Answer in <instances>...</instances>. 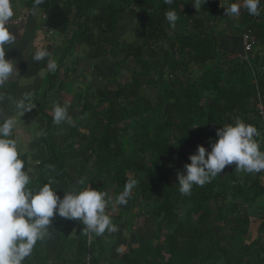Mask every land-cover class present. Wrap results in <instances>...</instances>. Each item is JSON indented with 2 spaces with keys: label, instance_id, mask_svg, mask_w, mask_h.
I'll list each match as a JSON object with an SVG mask.
<instances>
[{
  "label": "trees",
  "instance_id": "16d2710c",
  "mask_svg": "<svg viewBox=\"0 0 264 264\" xmlns=\"http://www.w3.org/2000/svg\"><path fill=\"white\" fill-rule=\"evenodd\" d=\"M98 1L44 0L35 7L56 31L76 21L75 10L80 18L91 12V23L100 30V41L90 51L92 59L111 56L119 65L117 74L128 66L132 77L114 79L115 89L99 86L96 95L78 97L73 106L81 107V116L73 121L66 142L56 144L51 133L44 135L47 154L35 165L28 187L37 191L52 178L57 193L89 184L115 199L129 179H136L137 185L130 204L107 209L118 231L89 237L82 233L85 226L79 220L54 216L59 253L52 257L43 246L45 240L40 241L23 264H87L89 254L91 264H264V242H246L250 217L242 209L264 197L259 173L237 172L232 164L225 177L194 186L190 196L182 195L178 185V173L191 162L189 156L200 145L210 151L217 130L230 124L229 118L254 125L264 151V120L257 107L258 102L264 104V73H258L254 82L251 63L224 58L213 27L221 22L225 31L228 17L216 0L205 4L201 0L197 7L195 0H174L171 5L164 0H116L95 14ZM29 2L34 7V0ZM135 5L139 19L135 41L114 39L120 15ZM172 9L178 15L177 30L165 19V12ZM240 13L241 18L230 20L231 27L241 31L252 24L264 41V8L258 16L243 7ZM81 23L88 28L84 18ZM171 41L177 51L169 46ZM259 52L263 50L256 52V62L263 55ZM45 98L41 113L53 117L45 110ZM80 178L86 181L82 186L76 184ZM126 216H131L130 222ZM140 217L156 224L157 233L147 240L133 224V218ZM126 229L136 241L129 242L124 254L112 256Z\"/></svg>",
  "mask_w": 264,
  "mask_h": 264
},
{
  "label": "clouds",
  "instance_id": "9594fccd",
  "mask_svg": "<svg viewBox=\"0 0 264 264\" xmlns=\"http://www.w3.org/2000/svg\"><path fill=\"white\" fill-rule=\"evenodd\" d=\"M206 2L203 0V4ZM42 3L44 0H34L33 14L35 6ZM173 3L174 0H164V4ZM200 3L201 0H195V7ZM260 3L261 0H236L225 6L221 0V7L226 16H239L241 7L250 15L258 16L261 14ZM13 4L14 0H0V103L5 99L4 85L15 73L14 63L6 58L8 47L16 41V36L9 30L10 21L15 15ZM165 19L170 28L175 29L178 15L174 9L165 12ZM32 59L46 61L49 72H55L58 68L47 49L37 48ZM29 101L27 94L12 99L17 115H24L32 109ZM68 108L67 104L56 103L53 106L54 124L73 125ZM19 123L16 116L5 115L0 107V264H23L37 243L51 235L52 218L57 215L66 220H79L85 226L82 233L89 237L118 231L107 209L128 204L137 185L136 179H129L115 199L107 192L92 189L89 184L82 190L74 187L65 191L61 197L52 187L55 182L52 178L33 191L28 186L35 171L31 167L26 168V160L22 157L27 150L21 148L20 140L15 135ZM216 134L218 139L211 143V150L203 145L198 146L197 152L189 156L191 162L184 165V172L178 173L179 192L182 195L190 196L194 186L203 187L210 183L221 175L226 166L232 164L236 165L237 172H264V151L256 139L260 132L254 125L236 118L233 123L219 128ZM85 182V178H80L76 184L82 186ZM125 251L123 245L116 249L118 255Z\"/></svg>",
  "mask_w": 264,
  "mask_h": 264
},
{
  "label": "crops",
  "instance_id": "0c3cea01",
  "mask_svg": "<svg viewBox=\"0 0 264 264\" xmlns=\"http://www.w3.org/2000/svg\"><path fill=\"white\" fill-rule=\"evenodd\" d=\"M115 1L116 0H99L93 5V12L96 14L98 13L99 7L108 2ZM233 1L236 2V0H223V3L227 6ZM216 3L221 7V0H216ZM13 7L15 15L11 21L19 19L20 23L9 26V30L16 36V41L13 45L8 47L6 58L14 63L15 73L4 85L3 92L5 99L0 103V107L3 108L5 115L16 116L19 119L20 123L16 129L15 135L20 140L21 148L27 150L24 157H22L26 160V168L31 167L34 169L35 165L47 154V145L43 140L44 135L48 137L49 133H51L53 142L60 144L66 142L69 133L71 132V125L62 123L60 124V127H57L53 124V117L48 118V116L43 115L41 113L42 104L39 103L38 107H34V102L38 100L39 95L47 96L45 98V110L49 115L53 114V106L56 103L61 105L67 104L69 106V115L74 121L81 116V107L76 105L73 106V104L79 99L78 97H80V95H89L88 93L90 90L94 88L93 85L95 79L102 82L100 84V88L102 89L117 88L114 83L107 80L111 76H115L117 70L115 67L117 65L115 59L111 56L92 59L93 56L90 51L93 49L95 50V47L97 46L95 43L100 41L98 40L100 39V30L98 29V26L91 23V12L85 13L87 14L85 17L82 16V18L88 23V28H83L81 23L82 18H80L81 16H78L77 11L75 10L73 19H76V21L71 22L66 30L56 31L51 28H45V13L36 8L35 14H33L34 7L29 0H14ZM150 8L152 10L154 9L153 6ZM222 9L224 10V8ZM240 15L237 17L230 15L227 16L228 18L224 21V24L227 26V31L225 32H222L221 28V31L216 28L217 26H224L221 22L213 27L216 32V42L220 51L223 53L224 58H227L232 63L239 61L240 63H251L253 66L251 70L255 77L254 82H256L258 79L257 74L260 72L264 73V41L259 38L257 33H255L256 29L252 24L246 25L241 31H237L233 26L231 27L230 20L241 18L242 16L240 17ZM243 15L245 14L243 13ZM136 17V5L120 15L119 30L114 36V39H121L123 33L134 30L137 26V24L135 25ZM262 24H264V17L262 18ZM175 29L177 30V28ZM249 29L251 30L252 37L256 41L253 52L255 54L253 57H251V54L248 55L249 53L245 50L244 36ZM91 30H93V32H91ZM122 41L123 43H129L127 40ZM67 44L70 52L66 55L65 51L64 53H62V51L67 47ZM76 45H78L79 48H76ZM82 45H85V47L80 48ZM99 45L104 46L103 43H100ZM170 45L175 51H177L176 43L171 41V43H169V46ZM107 46L108 45H106V49L108 50L109 47L107 48ZM37 48H44L50 52L51 57L55 59L58 64V68L55 72H49L47 70L46 61H35L32 59V55ZM259 50H263V52H259L263 53V55H261L262 57L260 59L257 57L259 60L256 62L254 61V58L257 56L256 52ZM225 55L227 57H225ZM131 63H133V61H131ZM83 69L87 72L85 77L82 76ZM168 76L170 77L171 75L168 74ZM83 84L87 85V93L83 90ZM144 89L145 91H148L146 87ZM97 90L98 88L96 89V93ZM24 94H27L30 97L29 106L32 109L26 111L24 115H17L12 99L20 98ZM156 94L157 89L154 90L151 95ZM35 119L37 120V124L35 123L33 126L30 125V123L36 121ZM229 121L233 123L231 118H229ZM82 131L88 133V130L86 129H82ZM29 157L31 158L30 162H28ZM230 171L231 165L226 166L221 173V178L225 177ZM261 173L258 174L260 177L259 179L263 177ZM255 175H257V173H255ZM260 181L261 184L264 185V177ZM65 191L67 190L64 188L60 189L57 194L63 197ZM242 209L249 212L248 214L250 217V229L247 233L249 241L246 240V242L248 244L257 240L260 243L264 242V198L249 205H243ZM126 217L130 222L131 216ZM138 219L139 218H136L137 222ZM133 220L135 219L133 218ZM135 222H133V224H135ZM57 229L58 226H51V235L47 237L43 243L44 248L47 249L52 257H55L61 248ZM129 234V229H126L124 235L119 238L115 245L112 256H118L116 253L117 247L123 245L127 250L129 242L136 241L135 239H130L131 235ZM125 238H128V240L124 243L123 240ZM262 256L264 257V254Z\"/></svg>",
  "mask_w": 264,
  "mask_h": 264
},
{
  "label": "rangeland",
  "instance_id": "374dc122",
  "mask_svg": "<svg viewBox=\"0 0 264 264\" xmlns=\"http://www.w3.org/2000/svg\"><path fill=\"white\" fill-rule=\"evenodd\" d=\"M184 10H185V8H184ZM137 22H139V19H138V17H136V19H135V25L137 24ZM217 28V30H220V26H217L216 27ZM215 28V29H216ZM221 29H225V28H221ZM225 31H227V29L225 30ZM225 31H222V32H225ZM121 39L122 40H127L128 42H132V41H135V32H134V30H131V31H128V32H126V33H123L122 35H121ZM85 47V45H82L80 48H84ZM76 48H79V46L78 45H76ZM102 48H103V46H102ZM64 51H65V54L67 55L69 52H70V49H69V47H68V44H67V47H65L64 49H63V51H62V53H64ZM254 54L255 53H252L251 54V57H253L254 56ZM117 66H119V65H117ZM117 66L115 67L116 69H117ZM83 68V67H82ZM118 70V69H117ZM116 70V73H115V76L113 75V76H111L110 78H108L107 80L108 81H111V83H113V81H114V79H117L118 81L120 80V81H125V80H128V79H130V77H132V76H130L131 74H132V70H131V68H129L128 66H126V68H124L122 71H121V73H119V74H117L118 73V71ZM120 72V71H119ZM86 71H85V69H83L82 70V76L83 77H85L86 76ZM94 85H93V89H91L90 90V92L88 93L89 95H96L97 93H96V89L100 86V84L102 83V82H100L98 79H95L94 80ZM83 86V90L87 93V85H82ZM149 91H151V90H149ZM154 92V91H153ZM152 92V93H153ZM151 93V94H152ZM44 95H39V97H38V100L36 101V102H34V107H38V105H39V103L40 104H42L43 105V102L42 101H44ZM27 118H30V117H27ZM36 120V119H35ZM35 120H32V121H35ZM35 123L37 124V120L35 121V122H32V123H30V125H35ZM264 173V172H263ZM263 173H261L262 175H263V177H264V174ZM253 175V174H252ZM263 177H261V179H263ZM260 178V177H259ZM260 179V180H261ZM262 198H264V197H260L259 199H257L256 201H258V200H261ZM229 202H233V198L231 197V198H229ZM129 202V201H128ZM129 204H130V202H129ZM109 211H111V210H109ZM250 211H251V209H250ZM133 222H135V220H133ZM134 225H137V228H136V231H138V233H140L141 235H142V239H144V240H147V239H149L151 236H153L154 234H156L157 233V229H156V224L154 223V221H153V219L152 218H146V217H141V218H139L138 219V222L136 221L135 222V224ZM133 239H134V237H133ZM128 240V238L126 239H124L123 241H124V243H125V241H127ZM246 240L247 241H249V238H248V236L246 237ZM110 248V246L108 245V249Z\"/></svg>",
  "mask_w": 264,
  "mask_h": 264
},
{
  "label": "built area",
  "instance_id": "2783aa9c",
  "mask_svg": "<svg viewBox=\"0 0 264 264\" xmlns=\"http://www.w3.org/2000/svg\"><path fill=\"white\" fill-rule=\"evenodd\" d=\"M264 6V0H261V3H260V8L262 9ZM20 21L19 19L15 20V21H10V24H19ZM45 28L48 29L49 27L47 25H45ZM244 40H245V50L247 53H249L248 55L252 54L254 52V49H255V44H256V41L255 39L252 37L251 35V30L249 29L248 32L245 34L244 36ZM257 107L263 117V120H264V105L259 102L257 104ZM246 124H251L250 122H245ZM92 237V236H91ZM92 259H93V256L91 254H89L87 256V264H91L92 263Z\"/></svg>",
  "mask_w": 264,
  "mask_h": 264
}]
</instances>
